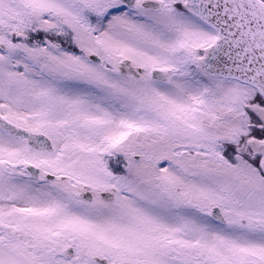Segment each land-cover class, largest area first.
Segmentation results:
<instances>
[{
    "label": "rangeland",
    "instance_id": "374dc122",
    "mask_svg": "<svg viewBox=\"0 0 264 264\" xmlns=\"http://www.w3.org/2000/svg\"><path fill=\"white\" fill-rule=\"evenodd\" d=\"M163 2L162 11L150 13L127 10L117 0H0V42L6 47L0 50V112L55 143L53 152L40 153L0 131V165H8L0 167V229L1 221L16 219L11 210L23 209L12 208L14 199L3 196L2 186L8 191L7 180L13 178L33 185L24 165L41 166L43 176L74 175L109 185L114 176L100 172L99 147L106 143L125 162L114 179L122 190L113 204L118 208L99 218L98 201L77 204L91 208L98 220L105 217L108 234L139 243H126L138 248L133 257L147 250L163 264H264V174L260 158L244 151L251 136L264 139V123L246 109L254 92L206 77L196 58L214 32L175 10L172 0ZM189 38L194 40L187 46ZM92 53L103 63H93ZM170 54L177 64L168 83H157L148 73L139 81L118 73L121 59L131 58L148 72ZM184 147L193 152L176 154ZM219 148L229 149L230 156L219 154ZM166 159L172 166L164 168ZM55 187L73 186L57 181ZM48 190L53 188L30 193ZM29 198L32 209L41 204ZM214 205L224 211L226 226L209 216ZM1 233L0 264L29 255L31 233L11 244Z\"/></svg>",
    "mask_w": 264,
    "mask_h": 264
},
{
    "label": "flooded vegetation",
    "instance_id": "af4514ba",
    "mask_svg": "<svg viewBox=\"0 0 264 264\" xmlns=\"http://www.w3.org/2000/svg\"><path fill=\"white\" fill-rule=\"evenodd\" d=\"M117 1L121 3L122 7H126L127 10L135 11V8H145L144 10H147L150 13L159 12L152 10L154 9L152 6L157 4V0H148V4L144 0H129L127 2L125 0ZM163 3L164 2H162V4ZM128 4H133L132 6L134 7H130ZM172 5L175 10H182L186 13L183 7V0H172ZM149 6L151 10L146 9L149 8ZM203 27L206 28L205 26ZM193 38H189L190 40L185 41L188 43L187 46H190L191 43L189 44L188 41L192 42V40H194ZM92 54H89V59L93 62ZM80 55L82 54L80 53ZM187 57L190 56L187 55ZM168 66L174 68V63L171 61H165V63H162L159 68ZM142 67L146 68L145 66ZM143 74H145V72ZM139 158L138 155H135L136 160H140ZM124 165L125 164H121L122 167ZM2 166L7 167L8 165L1 164L0 167ZM103 169H100L103 176H114V178H111L110 182H108L109 185L99 186L92 181L85 183L78 181L79 178L74 175L60 176L56 173L55 175H52L53 177H50L47 173L43 176L42 167L38 178H32L30 176L25 177L27 181L33 182V185L30 187L23 186L19 182V178L7 180L6 185L7 187L9 186L10 189L7 191L6 186L3 185L1 188L4 194L3 196H10L14 199L12 208L16 206L23 209L11 210L12 214H17L13 216L16 219L12 221L8 216L10 219L9 223L1 221L2 227L0 231L3 233L5 232V241L7 244H11L17 240H23L25 233H31L26 245V247L30 248L28 250L29 255L22 260L18 259L17 261H14L12 264H120L125 261H141L146 264L147 262L163 264L153 261L152 258L146 255L147 250L144 251V249L141 251H144L145 253H140L143 254L142 257H133L139 254L138 248L136 247L134 250L133 248L126 247V243L131 247L139 243L133 244L127 238L115 235L114 232L113 234H108L105 217L104 219L98 220L103 217L102 214L105 212L109 213V209L112 206H115L113 204L116 203L120 195L119 193L122 191L120 186H117L114 181V179L119 178L122 174V169L116 171ZM57 181H59V186L73 187L67 191L56 189L55 186ZM47 183L54 184L48 185ZM47 186L53 188V190H48L42 195L38 193L33 195L34 193H30L31 190L39 188L45 190L48 188ZM27 188L30 190L27 191ZM73 189H76L77 191L75 190V193H73ZM116 189L117 192L113 193ZM14 190L19 191L14 192ZM111 193L114 195L115 200L113 202H108L106 197L109 199ZM29 197L39 198L41 204L32 209L30 207L32 199ZM77 200L86 201L89 204L98 201L94 204H96V206L99 205L100 207L101 214L98 216L99 218L92 216L93 212L91 208L85 210L82 209V205H80V203L77 204ZM15 203H18V206ZM59 204L65 206L67 204V206L63 208L62 205L59 206ZM115 208L118 207L115 206ZM95 210L99 211V209ZM82 212H86L88 215L82 216ZM2 215L3 214H1L0 219L3 218ZM31 222L32 226L30 225ZM4 225H7L6 228H4ZM69 229L75 234H70V236L67 235ZM15 238H17V240ZM41 238L43 239L41 240ZM144 244H147V241L144 242ZM119 246L122 248H119Z\"/></svg>",
    "mask_w": 264,
    "mask_h": 264
},
{
    "label": "water",
    "instance_id": "95a60500",
    "mask_svg": "<svg viewBox=\"0 0 264 264\" xmlns=\"http://www.w3.org/2000/svg\"><path fill=\"white\" fill-rule=\"evenodd\" d=\"M157 5L160 2L152 7L156 8ZM184 7L217 32L215 41L199 59L201 69L213 73L212 76L229 79L256 75L260 82L259 89L264 95V3L260 0H185ZM120 64L122 74L142 78V69L134 67L129 60H123ZM150 74L158 80L167 81L171 73L169 70H153ZM257 111L264 123V109ZM0 126L18 138H24L31 148L43 152L53 150V144L44 133L17 127L1 116ZM251 144L256 145L259 155L264 156V142L253 141ZM261 166L264 170V157ZM27 170L34 178L38 177L35 166H29ZM211 212L214 219L224 222L218 208H213ZM120 264L146 263L125 261Z\"/></svg>",
    "mask_w": 264,
    "mask_h": 264
}]
</instances>
